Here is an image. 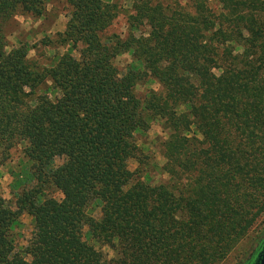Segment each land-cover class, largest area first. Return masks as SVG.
Instances as JSON below:
<instances>
[{"label": "trees", "instance_id": "1", "mask_svg": "<svg viewBox=\"0 0 264 264\" xmlns=\"http://www.w3.org/2000/svg\"><path fill=\"white\" fill-rule=\"evenodd\" d=\"M125 1L64 0L63 31L8 48L46 2L0 0V166L19 169L0 264H219L264 215V0ZM155 124L158 183L137 142Z\"/></svg>", "mask_w": 264, "mask_h": 264}, {"label": "rangeland", "instance_id": "2", "mask_svg": "<svg viewBox=\"0 0 264 264\" xmlns=\"http://www.w3.org/2000/svg\"><path fill=\"white\" fill-rule=\"evenodd\" d=\"M181 3H186L188 0H180ZM46 2V15L44 18H32L25 15L17 14L9 25H6L7 32V43L8 48L19 41L26 42L28 45H33L36 41L40 40L44 35L52 36L56 32H61L65 29L67 22L68 7L64 0H45ZM129 1L124 2V7L129 8ZM121 13L117 19L114 21L110 32L119 33L124 35L128 30L127 15ZM144 28L142 27L141 30ZM62 51V49H61ZM35 52L33 49L29 51L28 57H34ZM130 62V56L125 53L118 56L115 59V64L121 72L124 71L126 65ZM217 73V72H216ZM158 85L155 82H147L145 84H139L136 90L142 93L146 88L157 89ZM161 136V130L158 125H153L146 134L137 135V142L140 148L145 153L154 154L156 159V169L150 175V181L152 183H158L160 180H165L166 175L162 174L160 171L161 165L163 163L162 157L158 154L155 147V138ZM14 159L17 157V152L12 151L11 155ZM59 161H56L58 164ZM129 167L133 170L136 167L135 161H129ZM19 174V169L15 164H5L0 166V193L2 197L8 201H12L14 192V177ZM24 174V173H23ZM23 178L27 174L22 175ZM20 179V178H19ZM149 180V177L147 178ZM55 196L60 198V194L56 193ZM98 213L94 212V216ZM20 222L22 227L20 231L17 232L19 235L18 245H25L26 240L29 237L31 230V218L27 215L20 217ZM87 229H84V237L89 240V237L85 235ZM264 233V215L256 222L253 228L248 232L246 237H244L234 249L227 255V257L219 264H244L245 261L250 257L253 250L255 249L259 239ZM90 241V240H89ZM103 252L109 253L107 248L102 249ZM112 256V254L110 255Z\"/></svg>", "mask_w": 264, "mask_h": 264}, {"label": "water", "instance_id": "3", "mask_svg": "<svg viewBox=\"0 0 264 264\" xmlns=\"http://www.w3.org/2000/svg\"><path fill=\"white\" fill-rule=\"evenodd\" d=\"M254 264H264V248L259 253L257 259L255 260Z\"/></svg>", "mask_w": 264, "mask_h": 264}, {"label": "flooded vegetation", "instance_id": "4", "mask_svg": "<svg viewBox=\"0 0 264 264\" xmlns=\"http://www.w3.org/2000/svg\"><path fill=\"white\" fill-rule=\"evenodd\" d=\"M253 251H254V250H253ZM251 256H252V254L250 255V257H251ZM250 257H249V258H250ZM249 258H248V259H249ZM254 263H255V261H253L251 264H254Z\"/></svg>", "mask_w": 264, "mask_h": 264}]
</instances>
